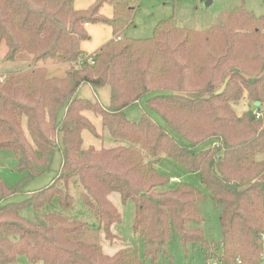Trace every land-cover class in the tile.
Wrapping results in <instances>:
<instances>
[{"label":"trees","instance_id":"obj_1","mask_svg":"<svg viewBox=\"0 0 264 264\" xmlns=\"http://www.w3.org/2000/svg\"><path fill=\"white\" fill-rule=\"evenodd\" d=\"M130 2L94 0L78 10L74 0H0L2 60L31 56L28 69L0 75V150L11 151L23 173L11 186L0 178V264H144L145 256L155 264L175 234L183 245L197 244L207 264H264V13L241 5L205 29L169 17L137 39L123 35L133 25ZM87 24L112 33L90 55L81 48ZM47 61L68 68L49 76ZM85 85L93 99L80 96ZM104 86L107 104L98 96ZM242 98L251 106L237 115L232 104ZM84 132L104 145L85 146ZM56 152L49 182L25 191L51 170ZM163 157L197 173L208 193L186 181L172 186L157 167ZM71 182L97 223L67 214ZM114 192L134 204L142 255L126 245L105 251L100 242V234L109 245L121 239L112 231L121 222ZM204 197L219 209L216 242L187 225L201 220Z\"/></svg>","mask_w":264,"mask_h":264},{"label":"rangeland","instance_id":"obj_2","mask_svg":"<svg viewBox=\"0 0 264 264\" xmlns=\"http://www.w3.org/2000/svg\"><path fill=\"white\" fill-rule=\"evenodd\" d=\"M94 0H74L75 9H85L92 4ZM204 0H131L130 4L135 6L133 14V25L123 31V35L130 38L145 39L153 35L156 24L163 19L172 17L174 24L178 27H186L191 29H205L211 26L220 25L223 13H229L238 9L241 5L245 10L255 16L264 13V0H214L213 5L209 9L202 7ZM111 7L104 6L102 13L107 16L111 15ZM88 25V24H87ZM86 27V25H85ZM88 27H86L87 29ZM90 39L81 43L82 49L86 55L94 53L102 46L109 37H111V29L104 24L91 25L87 30ZM5 52V46L0 47V75L24 71L30 67L31 56L26 53H20L16 60L8 62L3 61L2 56ZM49 76L61 77L64 75L67 64L47 61L42 64ZM80 96L93 99L94 96L88 86H83L80 90ZM100 100L107 104L109 101V88L104 86L98 90ZM251 101L242 98L240 101L232 104V109L237 115L250 108ZM264 109V104L262 106ZM85 116L94 124L98 134L103 135V141L106 146L113 145L108 133L102 131L100 121L92 113L86 112ZM160 120V119H159ZM85 146L92 145L99 148L103 142L92 134L83 133ZM210 146V145H209ZM17 162L16 157L11 151L0 150V178H2L9 186L16 184L22 177L23 173L15 170L14 166ZM59 164V153L56 152L53 158L51 170L37 176L27 183L25 191H33L49 182L54 175V171ZM159 171L170 178V184L176 185L179 181H186L197 187L203 195L208 193L206 187L200 183L197 173L188 172L186 169L178 165L173 160L163 157L157 165ZM71 182L70 190L74 197L73 207L67 212L71 217L83 220L89 224L97 223L94 215L87 210L80 199L78 188ZM77 188V189H75ZM80 189V188H79ZM23 196L16 197L21 200ZM111 202L116 206L120 215L121 222L112 226V231L121 237L115 244L109 243L100 234V242L105 251H111L118 246H130L138 249L142 255L147 248L140 238L134 234L131 227V219L134 212V204L132 201H121L118 193L114 192L110 195ZM198 211L201 216L199 222H189L187 225L193 228H199L204 233V238L208 242H216L221 238V229L219 224V209L210 197H204L198 202ZM29 214V213H28ZM149 249V248H148ZM165 252L159 254V258L155 264H207L204 255L197 244L183 245L178 236L175 234L170 242L164 246ZM20 262L25 263L24 257L19 258ZM144 264H153L149 256L144 257Z\"/></svg>","mask_w":264,"mask_h":264},{"label":"water","instance_id":"obj_3","mask_svg":"<svg viewBox=\"0 0 264 264\" xmlns=\"http://www.w3.org/2000/svg\"><path fill=\"white\" fill-rule=\"evenodd\" d=\"M214 3V0H204L202 2V7L205 8V9H209ZM254 105L255 106H258L259 105V102H254Z\"/></svg>","mask_w":264,"mask_h":264},{"label":"crops","instance_id":"obj_4","mask_svg":"<svg viewBox=\"0 0 264 264\" xmlns=\"http://www.w3.org/2000/svg\"><path fill=\"white\" fill-rule=\"evenodd\" d=\"M90 26H91V25H86V27H88L87 30L90 28ZM111 37H112V35H111ZM111 37H109V38L107 39V41H108ZM89 39H90V38H89ZM81 48H82V45H81ZM130 114H131V117H132V118H136V117L138 116L137 111H131Z\"/></svg>","mask_w":264,"mask_h":264}]
</instances>
